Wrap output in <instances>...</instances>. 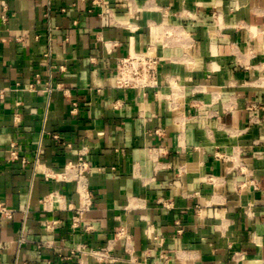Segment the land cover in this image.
I'll list each match as a JSON object with an SVG mask.
<instances>
[{"label":"crops","instance_id":"crops-1","mask_svg":"<svg viewBox=\"0 0 264 264\" xmlns=\"http://www.w3.org/2000/svg\"><path fill=\"white\" fill-rule=\"evenodd\" d=\"M105 3L114 24L91 0H0V264H264V108H246L264 104V0ZM148 46L171 99L115 85L117 58ZM81 150L88 231L44 201L77 199L47 174ZM121 227L117 260L77 250Z\"/></svg>","mask_w":264,"mask_h":264},{"label":"built area","instance_id":"built-area-1","mask_svg":"<svg viewBox=\"0 0 264 264\" xmlns=\"http://www.w3.org/2000/svg\"><path fill=\"white\" fill-rule=\"evenodd\" d=\"M95 12L97 15L104 20L105 24L111 25L116 22L113 10L108 7L105 0H91ZM5 18V15H4ZM165 58L159 56L155 52L153 46H148L146 49H132L127 55L117 58L116 66L113 72L115 85L119 89H140L145 92L152 91L154 96L157 98H173L170 94H164L162 92V72L160 70L161 64ZM178 78L173 79V87L179 86L177 83ZM200 86L196 85L194 90H198ZM177 88V87H176ZM74 109L77 108V103H74ZM249 112L256 109H263L264 104L261 102H249L246 106ZM259 118H251L249 125L260 123ZM13 157L17 158V154L12 151ZM221 151L217 152L218 156H224L220 154ZM87 152L81 150L76 161L67 162L62 170H51L47 177L60 181L69 182L75 185V195L77 199L69 197L59 190H51L45 196V203L48 206L58 204L60 210L71 212L70 226L73 229L91 230L92 224L87 221L86 214L94 208L95 196L90 187V174L94 170V166L87 159ZM26 163V160H23ZM252 185L257 188L256 181L251 180ZM159 202L163 205H167L164 200L159 199ZM0 214L5 216L9 215V212L0 203ZM178 225L179 222H177ZM62 225V221L59 219H47L44 223L45 228L48 231ZM182 232V228L178 229ZM132 234L129 230L124 227L119 228L115 237L109 240L105 245L91 249L86 244L80 245L77 248L78 251L84 254L93 256L98 262L105 263L109 261H115L117 258L112 254L113 246L119 240H124L126 246H128V252L132 251L131 244ZM154 264H160L158 262Z\"/></svg>","mask_w":264,"mask_h":264}]
</instances>
